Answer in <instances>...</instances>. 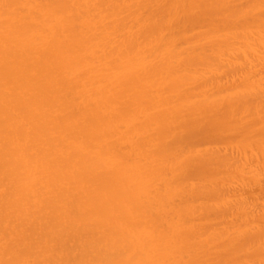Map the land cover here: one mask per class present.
<instances>
[{"label": "bare ground", "instance_id": "obj_1", "mask_svg": "<svg viewBox=\"0 0 264 264\" xmlns=\"http://www.w3.org/2000/svg\"><path fill=\"white\" fill-rule=\"evenodd\" d=\"M0 264H264V0H0Z\"/></svg>", "mask_w": 264, "mask_h": 264}]
</instances>
